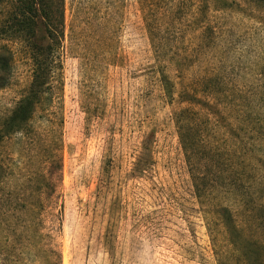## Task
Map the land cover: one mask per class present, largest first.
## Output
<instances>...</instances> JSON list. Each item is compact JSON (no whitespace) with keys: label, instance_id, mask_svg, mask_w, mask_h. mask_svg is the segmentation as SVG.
<instances>
[{"label":"rangeland","instance_id":"374dc122","mask_svg":"<svg viewBox=\"0 0 264 264\" xmlns=\"http://www.w3.org/2000/svg\"><path fill=\"white\" fill-rule=\"evenodd\" d=\"M227 1L66 0L61 163L41 128L3 143L0 264H218L174 114L218 125L228 151L241 126L264 163V11ZM4 45L0 122L32 79Z\"/></svg>","mask_w":264,"mask_h":264},{"label":"trees","instance_id":"16d2710c","mask_svg":"<svg viewBox=\"0 0 264 264\" xmlns=\"http://www.w3.org/2000/svg\"><path fill=\"white\" fill-rule=\"evenodd\" d=\"M246 1L264 11V0ZM218 2L228 5L227 0H209L215 9ZM141 7L149 26L148 3L142 2ZM66 31V0H0V42L24 48L32 74L28 90L0 122V189L3 143L19 135L39 141L36 128H41L49 145L47 163L60 166ZM14 61L12 48L0 46V92L9 86ZM163 78L170 95L168 80ZM174 121L217 263L264 264V163L258 162L251 150L241 154L246 131L238 127L236 147L228 151L216 138L221 128L207 121L203 127L204 116L182 110L174 114ZM147 165L140 158L134 174H143Z\"/></svg>","mask_w":264,"mask_h":264},{"label":"clouds","instance_id":"9594fccd","mask_svg":"<svg viewBox=\"0 0 264 264\" xmlns=\"http://www.w3.org/2000/svg\"><path fill=\"white\" fill-rule=\"evenodd\" d=\"M148 248H149V243L147 241H145L144 242V254L145 255L147 254Z\"/></svg>","mask_w":264,"mask_h":264}]
</instances>
